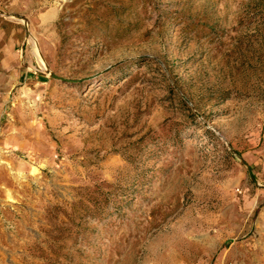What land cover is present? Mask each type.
I'll list each match as a JSON object with an SVG mask.
<instances>
[{"label": "rangeland", "instance_id": "obj_1", "mask_svg": "<svg viewBox=\"0 0 264 264\" xmlns=\"http://www.w3.org/2000/svg\"><path fill=\"white\" fill-rule=\"evenodd\" d=\"M0 264H264V0H0Z\"/></svg>", "mask_w": 264, "mask_h": 264}, {"label": "water", "instance_id": "obj_2", "mask_svg": "<svg viewBox=\"0 0 264 264\" xmlns=\"http://www.w3.org/2000/svg\"><path fill=\"white\" fill-rule=\"evenodd\" d=\"M52 75H53V74H52ZM53 76H54V78H56V79L64 80V79L58 77L57 75H53ZM65 81H66V80H65Z\"/></svg>", "mask_w": 264, "mask_h": 264}]
</instances>
